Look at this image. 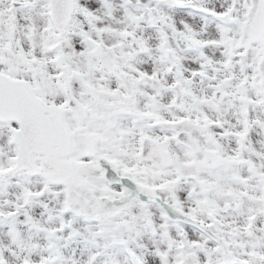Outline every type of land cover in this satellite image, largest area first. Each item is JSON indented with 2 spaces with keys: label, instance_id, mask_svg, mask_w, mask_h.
<instances>
[{
  "label": "snow or ice",
  "instance_id": "obj_1",
  "mask_svg": "<svg viewBox=\"0 0 264 264\" xmlns=\"http://www.w3.org/2000/svg\"><path fill=\"white\" fill-rule=\"evenodd\" d=\"M0 264H264V0H0Z\"/></svg>",
  "mask_w": 264,
  "mask_h": 264
}]
</instances>
